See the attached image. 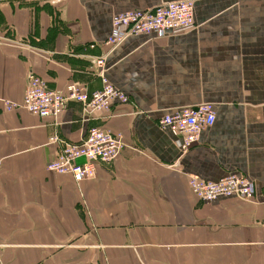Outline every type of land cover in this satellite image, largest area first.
<instances>
[{
  "label": "crops",
  "instance_id": "0c3cea01",
  "mask_svg": "<svg viewBox=\"0 0 264 264\" xmlns=\"http://www.w3.org/2000/svg\"><path fill=\"white\" fill-rule=\"evenodd\" d=\"M176 1L0 0V264H264V0H190L193 27L106 44L114 15ZM105 55L128 103L89 123L72 101L58 118L6 108L30 72L100 91ZM201 104L216 122L183 154L160 122ZM93 126L122 137L120 156L78 183L48 172L50 138L80 144ZM229 174L253 181L249 201L190 189Z\"/></svg>",
  "mask_w": 264,
  "mask_h": 264
},
{
  "label": "built area",
  "instance_id": "2783aa9c",
  "mask_svg": "<svg viewBox=\"0 0 264 264\" xmlns=\"http://www.w3.org/2000/svg\"><path fill=\"white\" fill-rule=\"evenodd\" d=\"M194 23V3L190 0L168 2L154 9L131 10L114 15V34L106 44L114 49L128 36L162 35L189 29ZM105 59L106 55L94 61L103 84L98 92L90 94L78 83L69 84L66 92L53 91L46 80L30 72L22 104L5 103L6 108L22 109L41 118H58L65 111L67 102L72 101L81 106L83 118L89 123L95 115L109 113L114 105L129 102L127 94L107 80ZM215 122L213 107L201 104L165 115L160 125L178 139L181 152L185 154L196 146L201 133ZM49 144L55 146L58 153L47 164V171L71 175L77 183L95 178L98 166L112 164L125 147L121 136L99 126L91 127L80 144H72L58 136L51 137ZM189 186L198 200L206 204L220 199L246 202L254 195L253 181L237 174L226 175L217 181L191 177Z\"/></svg>",
  "mask_w": 264,
  "mask_h": 264
}]
</instances>
